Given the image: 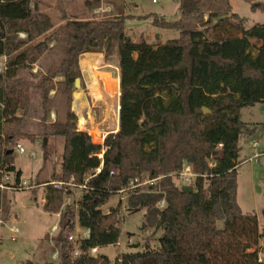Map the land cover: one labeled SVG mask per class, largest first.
<instances>
[{
    "label": "trees",
    "instance_id": "obj_1",
    "mask_svg": "<svg viewBox=\"0 0 264 264\" xmlns=\"http://www.w3.org/2000/svg\"><path fill=\"white\" fill-rule=\"evenodd\" d=\"M104 3L87 0L85 7L99 9ZM179 3L181 16L176 21L156 14L128 17L123 8H114L117 14L103 19L64 17L65 25L53 37L39 41L53 29L49 15L39 11L40 0H0V58L7 59L0 73V183L5 174L15 173L14 191L21 184L12 145L36 139L23 130L32 90L42 101L44 144L49 137L64 142L55 180L63 186L46 182L44 205L45 212L62 217L53 238L58 262L45 264H264L259 251L253 250L264 231L257 217L243 213L237 202L240 139L256 131L241 120L239 110L264 104V47L256 56L250 52L252 40L264 44V23L246 28L230 0ZM252 10L264 13V4H252ZM127 18L151 20L155 28L178 31L179 37L161 45L143 36L133 40L125 27ZM230 30L240 38L230 37ZM51 40L65 48L62 63L36 82L22 77L47 52ZM87 53L118 57L119 131L106 136L104 143L78 132L70 112L65 121H48L54 80L64 77L73 86L81 77L79 58ZM162 91L172 97L167 107L155 99ZM100 153L102 159L97 157ZM185 163L200 176L191 193L183 192L174 180ZM135 178L156 180L129 191L127 206L132 213L145 211L143 231H163L159 247L122 254L114 262L104 255L90 256L93 248L119 243L120 207L107 214L103 207ZM76 190L81 191L77 211L62 209L65 198ZM2 200L0 190V220ZM218 221L224 222L223 229ZM76 222L89 232L79 240L78 256L69 241Z\"/></svg>",
    "mask_w": 264,
    "mask_h": 264
},
{
    "label": "rangeland",
    "instance_id": "obj_2",
    "mask_svg": "<svg viewBox=\"0 0 264 264\" xmlns=\"http://www.w3.org/2000/svg\"><path fill=\"white\" fill-rule=\"evenodd\" d=\"M86 1L40 0L39 11L49 15L53 23V29L43 35L39 41L53 37L65 25V18L82 21L103 19L110 15H116V8H123L124 15L133 18H136L137 15L156 14L165 17L169 21H176L181 16L179 0H159L156 4H153L151 0H103L105 3L102 7H105L108 1L111 2L113 9L110 13H103L100 10L93 13L85 7ZM255 3L264 4V0H253L251 3L244 0H230L233 12L246 20V28L264 23V13L261 10H252V4ZM125 27L128 36L133 40L143 36L153 45H161L168 40L179 37L178 31L157 28L154 31L151 20L127 18ZM228 32L229 36L236 40L241 36L239 32L233 30ZM20 38L25 39L26 36L20 34ZM233 45L236 46L237 43ZM263 47L264 44L260 40H252L250 52L256 56ZM98 54L101 56L92 54L80 56V89H75L74 85L68 86L67 79L64 77H57L54 80V89L49 93L50 114L48 121L55 122L58 119L65 121L67 114L70 112L78 132L83 130L88 135H92L97 142L103 143L104 137L115 134L114 132L117 131L120 124V108H118L120 90L114 91L112 102L107 105L109 103L97 95L92 73L98 65L100 72L119 76V67L118 57L116 58L114 54L109 58L103 53ZM64 57V46L51 40L48 43L47 52L35 65L24 70L21 76L36 82L52 66H59ZM80 61L86 62L84 67L80 66ZM225 92H228L227 87ZM171 98L168 91H162L155 97L160 107H167L171 103ZM31 100L30 114L23 130L29 135H34L36 139L33 143L29 140H22L19 144L12 145L15 165L22 172L21 180L30 189L18 192L2 190V220L9 221L12 219V223L19 228L20 235L14 242L11 240V233L9 231L4 232V240H0V264H22L27 260L32 261L34 264H45L48 261L58 262V258H55L57 252L53 241L57 233L54 235L50 233L52 225L58 221V218L55 215L46 213L41 203L49 191L46 182L50 183L57 179V170L60 167L64 142L60 138L49 137L44 144L43 126L41 124L43 108L38 91H31ZM239 115L244 123L250 128L255 127L256 131L252 135L242 136L240 139L242 151L239 162H242V164L238 172L237 202L243 213L257 217L259 230L263 232L264 158H251L257 151L262 152L264 155V104L258 102L252 106H245L239 110ZM76 116L77 124L75 123ZM254 141L259 144L256 149L251 146ZM20 148L24 152H20ZM32 153L35 154L34 157ZM101 154L97 155L99 159H102ZM10 179L12 184L15 183V173L10 174ZM175 183L179 186L178 182ZM129 195L128 193L114 195L109 203L103 207V212L106 214L110 210L120 207L119 227L121 236L119 243L100 248V254L107 256L113 262L122 254L140 252L146 247L158 248L159 238L163 234L162 230H142L145 211L129 212L127 206ZM80 197L81 191H74L72 195L65 198L62 209L70 206L77 211ZM60 220H62L61 215ZM217 227L223 229L224 222L218 221ZM85 232L86 230L80 228L76 222L75 230L69 236L78 237L81 240L86 236ZM253 250H258L260 260L264 261V237L259 246L254 247Z\"/></svg>",
    "mask_w": 264,
    "mask_h": 264
},
{
    "label": "built area",
    "instance_id": "obj_3",
    "mask_svg": "<svg viewBox=\"0 0 264 264\" xmlns=\"http://www.w3.org/2000/svg\"><path fill=\"white\" fill-rule=\"evenodd\" d=\"M153 4H156L158 3L159 0H151ZM5 66L6 64H1L0 63V73H3V71L5 70ZM251 146L256 149L259 147V144L258 142L254 141L251 143ZM20 152H24L22 148L19 149ZM103 155V153H102ZM263 155L262 152H256L253 156V158L251 159H258L259 157H261ZM32 156L34 157V153H32ZM101 171V169H97L96 170V173H99ZM200 176L197 175L196 173L193 172L192 170V167L189 165V164H184L183 167H182V170L177 173L175 176H174V180L175 182H178L179 183V188H182V187H191L192 189H194L196 187V184H197V181H198V178ZM156 180H148V179H144V178H135L134 180H132L129 184V187L119 191L118 194H125V193H128L129 191H132L134 189H137V188H143L147 185H151L155 182ZM51 186L55 187V188H60L63 186V183L61 182H52L50 183ZM13 186H15V184H11V179H10V174H5L4 178L2 179V182L0 183V190H14ZM25 184H20L19 188H17V190H21L22 188H25ZM85 188V186H80L79 189L80 190H83ZM69 203V202H68ZM67 205V204H66ZM165 205V202L162 201L158 204V207L159 208H163ZM3 224V221L0 220V225ZM59 231V225H55L52 227L51 229V233L52 235H54L55 233H57ZM10 232L12 234L11 236V240L12 241H16L18 236L20 235V231L17 227L13 226L10 228ZM86 236L84 238H87L89 236V232L86 231ZM0 240H1V237H0ZM79 238L78 237H73V236H69V241L73 242L75 244V249H74V255L75 256H78L80 254L79 250H78V243H79ZM88 254L92 257H96L97 254H98V248H93L91 250H89ZM55 258L57 259L58 258V252L55 254Z\"/></svg>",
    "mask_w": 264,
    "mask_h": 264
},
{
    "label": "bare ground",
    "instance_id": "obj_4",
    "mask_svg": "<svg viewBox=\"0 0 264 264\" xmlns=\"http://www.w3.org/2000/svg\"><path fill=\"white\" fill-rule=\"evenodd\" d=\"M81 64L84 67L86 62L82 61ZM92 74H93L94 86L96 88L97 95H99L101 99H104L105 101H107L109 103L107 105H110L112 102V97H113L112 94L114 93V91H117V89L119 90V87H120L119 86V82H120L119 76L118 75L113 76V75L104 74L103 72H100L98 65L96 66V69H94ZM118 96H119V93H118ZM100 157H103V155L101 154Z\"/></svg>",
    "mask_w": 264,
    "mask_h": 264
},
{
    "label": "crops",
    "instance_id": "obj_5",
    "mask_svg": "<svg viewBox=\"0 0 264 264\" xmlns=\"http://www.w3.org/2000/svg\"><path fill=\"white\" fill-rule=\"evenodd\" d=\"M65 1V0H64ZM66 4V3H65ZM112 7L111 6H108V5H106L105 7H101V8H99V9H92L91 11L93 12V13H97V11H102L103 13H110L111 11H112ZM138 16H144V15H137L136 17H138ZM152 23V22H151ZM153 26V25H152ZM154 27V26H153ZM152 29H154V31H156V28L154 27V28H152ZM156 33H158V32H156ZM87 54H92V55H99V56H101L100 54H98V53H87ZM1 61H3V62H1ZM98 61H99V59H98ZM4 62H5V64H6V62H7V59L5 58V57H3V58H0V63L2 64H4ZM81 62L82 61H80V66L81 67H83L82 66V64H81ZM119 131V125H118V129H117V131L116 132H118ZM79 132H85V131H83V130H79ZM116 132H114V133H116ZM105 138L106 137H104V140H105ZM104 143V142H103ZM103 145V144H102ZM34 156H35V154H34ZM15 166V168H16V170L17 171H20L18 168H17V166L16 165H14ZM60 172V167H59V169L57 170V174ZM10 174H12V173H10ZM21 179H22V176H21ZM52 182H56V181H52ZM51 182V183H52ZM12 184V183H11ZM13 184H15V183H13ZM12 184V185H13ZM21 184H24L23 182H22V180H21ZM47 185V184H46ZM45 186V185H44ZM24 190H26V189H30V188H28L27 186L25 187V188H23ZM23 189H21V190H17V191H14V190H12L13 192H18V191H23ZM7 191H11V190H7ZM47 203V195H46V197L43 199V201H42V205H43V208H44V205ZM2 208H3V201H2ZM47 213V212H46ZM49 214V213H48ZM55 216H57V218H58V221L57 222H55L53 225H52V227L53 226H55V225H57L58 223H59V221H60V215L59 214H56ZM15 217V216H14ZM1 220H2V209H1ZM3 221V220H2ZM59 225V224H58ZM13 226H15V227H17L15 224H13L12 223V219H10L9 221H3V224L2 225H0V237H1V239H3L4 240V232H6V231H9L10 232V228L11 227H13ZM52 227H51V229H52ZM18 228V227H17ZM19 229V228H18ZM11 233V232H10ZM50 233H51V230H50ZM47 235V234H46ZM11 236H12V234H11ZM10 236V237H11ZM1 245V244H0ZM57 252V251H56ZM56 254V253H55ZM97 255H101L100 254V248H98V254ZM49 262V261H48Z\"/></svg>",
    "mask_w": 264,
    "mask_h": 264
},
{
    "label": "water",
    "instance_id": "obj_6",
    "mask_svg": "<svg viewBox=\"0 0 264 264\" xmlns=\"http://www.w3.org/2000/svg\"><path fill=\"white\" fill-rule=\"evenodd\" d=\"M75 89H80L81 88V79L77 78L74 83ZM119 108H120V100H119ZM204 113L208 114L210 111L207 108H204ZM119 120H120V111H119ZM10 153L12 152L11 150L9 151ZM181 190L185 193H191L193 192V189L191 187H182Z\"/></svg>",
    "mask_w": 264,
    "mask_h": 264
}]
</instances>
